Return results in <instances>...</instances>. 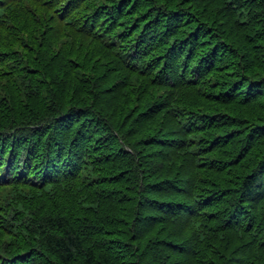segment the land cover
<instances>
[{"label":"trees","instance_id":"obj_1","mask_svg":"<svg viewBox=\"0 0 264 264\" xmlns=\"http://www.w3.org/2000/svg\"><path fill=\"white\" fill-rule=\"evenodd\" d=\"M0 264H264V0H0Z\"/></svg>","mask_w":264,"mask_h":264}]
</instances>
